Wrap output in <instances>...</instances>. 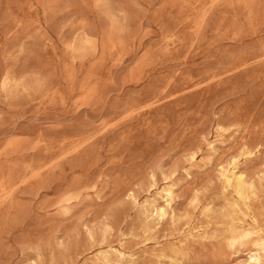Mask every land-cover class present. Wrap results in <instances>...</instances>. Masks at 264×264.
<instances>
[{
	"label": "rangeland",
	"instance_id": "rangeland-1",
	"mask_svg": "<svg viewBox=\"0 0 264 264\" xmlns=\"http://www.w3.org/2000/svg\"><path fill=\"white\" fill-rule=\"evenodd\" d=\"M263 245L264 0H0V264Z\"/></svg>",
	"mask_w": 264,
	"mask_h": 264
},
{
	"label": "bare ground",
	"instance_id": "bare-ground-1",
	"mask_svg": "<svg viewBox=\"0 0 264 264\" xmlns=\"http://www.w3.org/2000/svg\"><path fill=\"white\" fill-rule=\"evenodd\" d=\"M235 179H236V181H235V185H236V190H237V192L240 194V197H242V198H244L245 200L246 199H249V198H251L252 196H253V194H254V191H253V189H251V188H246L245 187V183H244V181H243V179H242V177L241 176H238V177H234ZM228 183H231L230 182V180L228 179ZM171 193V192H170ZM168 194V193H167ZM172 194V193H171ZM171 196L169 195V198H170ZM166 200V199H165ZM157 212H159V216L160 217H164V215H166V213H165V210H164V208L163 209H160L159 211H157ZM155 214V213H154ZM167 217V216H166ZM172 217H174V216H172ZM209 217V216H208ZM159 218V217H158ZM159 219H163V218H159ZM240 230V228L239 227H234V228H232V229H230V232L231 233H233L234 235H235V233H237L238 231ZM245 232V231H244ZM246 233V235H250L251 234V232H245ZM234 242H235V238H233V236H232V240H231V244H234ZM263 247H264V245H263ZM113 251V250H112ZM123 253V252H122ZM107 256V255H106ZM109 257V256H108ZM104 259H105V257H104ZM109 259V258H108ZM106 261H107V259H106ZM109 262H110V260H108ZM108 263V262H107ZM106 264V263H105ZM117 264V263H116ZM154 264H159V262H156V263H154ZM243 264H261V257L259 256V254H257V253H249L248 254V257L244 260V263Z\"/></svg>",
	"mask_w": 264,
	"mask_h": 264
}]
</instances>
